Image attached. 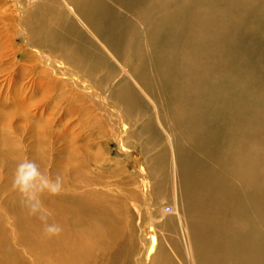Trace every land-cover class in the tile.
<instances>
[{
	"label": "bare ground",
	"instance_id": "1",
	"mask_svg": "<svg viewBox=\"0 0 264 264\" xmlns=\"http://www.w3.org/2000/svg\"><path fill=\"white\" fill-rule=\"evenodd\" d=\"M2 23L76 104L145 136L136 173L171 189L175 218L155 214L167 247L152 218L137 235L119 181L62 177L40 194L47 214L13 187L18 233L0 225V264H264V0H0V36Z\"/></svg>",
	"mask_w": 264,
	"mask_h": 264
},
{
	"label": "rangeland",
	"instance_id": "2",
	"mask_svg": "<svg viewBox=\"0 0 264 264\" xmlns=\"http://www.w3.org/2000/svg\"><path fill=\"white\" fill-rule=\"evenodd\" d=\"M1 26L4 34L0 36V103L11 107L0 115V131L6 142V145L0 144L6 156L4 159L0 154L1 229L8 232L11 239L18 233L14 208L19 199L9 178L15 175L20 162L32 160L51 178L58 173L69 181L84 184L85 180L89 181L87 184L99 181L102 186L105 182L119 181L122 190L128 189L133 194L131 204L137 235L152 218L158 244L168 247L167 233L159 219L155 221V214L159 208L158 217L175 218L172 191L155 190L154 179L141 180L136 173L142 168L147 174L149 154L142 150L145 136L137 139L132 134L137 127L127 131V123L123 124L122 131V124L107 108L98 109L90 103L87 106L76 104L74 100L81 96L80 91L63 77L54 78L38 58H25L31 52L21 38L9 33V26L4 23ZM156 128L161 137L159 143L168 145L163 127L157 124ZM148 180L150 196L142 186ZM148 199L153 200V206ZM47 209L43 204L44 214L48 213ZM139 241L138 247L144 250L146 244Z\"/></svg>",
	"mask_w": 264,
	"mask_h": 264
},
{
	"label": "clouds",
	"instance_id": "3",
	"mask_svg": "<svg viewBox=\"0 0 264 264\" xmlns=\"http://www.w3.org/2000/svg\"><path fill=\"white\" fill-rule=\"evenodd\" d=\"M13 187L16 188L24 198V203L29 210L35 213L43 214V204L40 194L47 191L52 194L59 193L62 190V177L57 176L52 179L50 176L42 173L37 164L32 160L20 162L15 170ZM49 232L59 231L55 224L47 225Z\"/></svg>",
	"mask_w": 264,
	"mask_h": 264
}]
</instances>
